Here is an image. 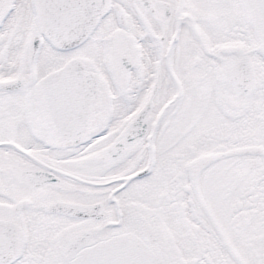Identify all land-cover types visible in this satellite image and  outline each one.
Returning a JSON list of instances; mask_svg holds the SVG:
<instances>
[{"label": "snow or ice", "instance_id": "6c2138e0", "mask_svg": "<svg viewBox=\"0 0 264 264\" xmlns=\"http://www.w3.org/2000/svg\"><path fill=\"white\" fill-rule=\"evenodd\" d=\"M0 264H264V0H0Z\"/></svg>", "mask_w": 264, "mask_h": 264}]
</instances>
